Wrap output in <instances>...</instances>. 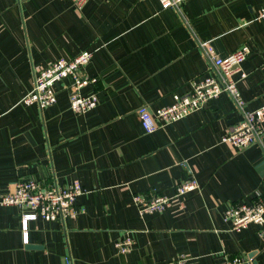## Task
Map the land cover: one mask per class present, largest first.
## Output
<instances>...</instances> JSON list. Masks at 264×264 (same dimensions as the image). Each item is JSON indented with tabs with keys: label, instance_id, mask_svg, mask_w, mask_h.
Wrapping results in <instances>:
<instances>
[{
	"label": "crops",
	"instance_id": "obj_1",
	"mask_svg": "<svg viewBox=\"0 0 264 264\" xmlns=\"http://www.w3.org/2000/svg\"><path fill=\"white\" fill-rule=\"evenodd\" d=\"M264 0H186L163 9L158 0H0V197L14 181L80 183L76 218L28 224L23 242L15 207H0V264H222L246 256L264 264V237L251 224L233 231L223 212L264 195V133L236 151L220 137L241 121L221 94L185 118L145 133L137 110L172 103L174 93L212 75L214 64L245 44L250 53L233 77L252 111L264 105ZM92 51L83 72L96 80L94 109L69 108L68 80L56 103L40 109L20 100L34 66ZM264 130V121L262 123ZM193 177L199 188L181 206L140 215L133 196H171ZM129 236L121 255L115 243Z\"/></svg>",
	"mask_w": 264,
	"mask_h": 264
},
{
	"label": "built area",
	"instance_id": "obj_2",
	"mask_svg": "<svg viewBox=\"0 0 264 264\" xmlns=\"http://www.w3.org/2000/svg\"><path fill=\"white\" fill-rule=\"evenodd\" d=\"M75 11L82 13L88 0H68ZM161 8L180 9L186 0H158ZM256 19H264V5L256 14ZM250 53L247 45L239 46L235 51L219 59L213 66L212 75H205L190 82L189 91L172 95V103L151 110L141 105L138 110L140 125L145 133H152L159 127L179 121L191 113L199 110L206 103L218 98L221 94L228 95L234 102L235 108L242 114L240 122L230 127L220 137L222 143L232 149L241 151L252 144H259L264 133V105L248 111L245 101L237 87L233 75L240 70L241 64ZM92 51H81L70 59L60 58L49 65L34 66L32 72V87L22 97L20 103L25 106L36 105L40 109L56 103L55 84L68 80L69 108L73 112L84 113L94 109L98 99L95 94L83 96L80 90L88 85L95 84L96 80L89 78L83 72L84 66L89 63ZM199 188L193 177L177 183L171 196L149 191L147 194L133 196L134 204L140 215L159 213L174 206H181V200L190 192ZM85 193L80 183L73 181L70 184L58 185L54 181L40 183L35 180L17 179L9 191L0 197V207H15L19 214V223L23 242L26 244L27 229L30 222L38 219L48 222H63L65 219H74L80 212L76 206L78 197ZM223 219L230 224L233 231H240L248 225L259 226V235L264 237V195L258 194L249 202L240 200L234 202L223 212ZM132 239L126 236L115 243L119 254L124 255L130 250ZM187 258L183 255L168 261L166 264H186ZM65 264L70 260L65 258ZM249 259L242 255L226 257L222 264H248Z\"/></svg>",
	"mask_w": 264,
	"mask_h": 264
},
{
	"label": "water",
	"instance_id": "obj_3",
	"mask_svg": "<svg viewBox=\"0 0 264 264\" xmlns=\"http://www.w3.org/2000/svg\"><path fill=\"white\" fill-rule=\"evenodd\" d=\"M263 165H264V163L263 164H261V166L263 167Z\"/></svg>",
	"mask_w": 264,
	"mask_h": 264
}]
</instances>
